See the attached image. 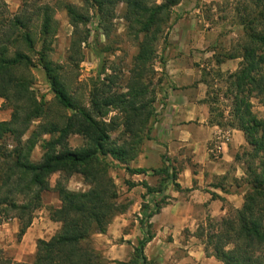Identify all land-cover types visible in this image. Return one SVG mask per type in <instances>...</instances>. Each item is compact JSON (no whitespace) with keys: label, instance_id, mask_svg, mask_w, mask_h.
I'll use <instances>...</instances> for the list:
<instances>
[{"label":"trees","instance_id":"1","mask_svg":"<svg viewBox=\"0 0 264 264\" xmlns=\"http://www.w3.org/2000/svg\"><path fill=\"white\" fill-rule=\"evenodd\" d=\"M181 1L81 0L82 5H78L69 0H22L13 12L6 0H0V110H11L9 119L0 120V225L18 219L20 240L44 207L43 193L54 191L60 200L59 207L49 206L48 210L61 227L49 239L37 241L30 264H108L94 245V235L105 233L114 217L128 206L121 203L110 171L116 162L128 165L151 137L157 119L156 85L161 83L160 78L154 82V61L160 39L168 38L173 7ZM120 3L125 5L126 36L137 47L127 82L121 84L124 69L108 60L91 79L88 102L83 103L70 91L65 66L52 58L60 28L57 11L65 10L73 27L67 60L78 66L84 56L83 44L91 37L87 28L91 10L109 39ZM236 12L244 34L216 61L241 59L238 69L228 74L227 96L232 99L233 119L228 125L240 129L250 146L237 155L244 161L248 188L241 208L209 221L206 252L221 264H264V117L254 112L252 101L255 98L264 105V0H236ZM109 50L106 46L103 52ZM38 66L51 85L55 109L35 92L34 70ZM202 81L209 86L205 73ZM210 93L207 100L213 112ZM72 136H80L82 143L71 146ZM38 145L42 156L35 161L32 154ZM165 161L163 157L164 166L154 170L165 175L163 183L159 187L144 183L148 193L164 191L169 181L181 189L175 182L177 173H170ZM73 175L81 176L87 189H70L68 181ZM164 203L165 198L152 210L143 205L144 237L130 260L119 264L152 263L144 253L152 238L149 221ZM0 260L2 264H26L5 257L1 250Z\"/></svg>","mask_w":264,"mask_h":264},{"label":"crops","instance_id":"2","mask_svg":"<svg viewBox=\"0 0 264 264\" xmlns=\"http://www.w3.org/2000/svg\"><path fill=\"white\" fill-rule=\"evenodd\" d=\"M198 7L196 12L200 11ZM185 25L192 28L188 41L185 34L190 28L186 29ZM198 29L195 19L182 18L173 25V34L169 37L172 51L165 52L167 61L162 68L168 83L158 90L157 119L151 137L144 141L139 155L128 165L119 163L120 166L110 171L120 198L127 199L128 206L114 217L105 233L94 235V245L108 264L130 260L147 229L146 223H141L143 205L152 210L163 198L165 203L149 221L152 238L144 248L147 259L152 262L149 264H221L206 252L207 226L210 220H220L230 210L242 207L248 186L244 182L245 165L237 155L249 144L240 129L222 127L213 118L207 100L209 86L202 81V70L195 62L213 60L216 51L208 48L206 32ZM191 35L195 36L194 40ZM239 60L227 59L220 65L233 72ZM163 157L170 173H177L175 182L181 189L169 181L164 191L148 193L144 183L152 187L163 183L165 175L154 171L164 166ZM127 167L146 172L131 173ZM55 182L51 179L52 186ZM68 187L71 189V185ZM43 201L44 207L37 211L20 240L18 219L0 225V250L5 257L14 262L32 263L37 241L49 239L60 229L61 223L52 220L48 210L49 206H60L57 193L45 191Z\"/></svg>","mask_w":264,"mask_h":264},{"label":"rangeland","instance_id":"3","mask_svg":"<svg viewBox=\"0 0 264 264\" xmlns=\"http://www.w3.org/2000/svg\"><path fill=\"white\" fill-rule=\"evenodd\" d=\"M78 5H82L81 0H69ZM185 1L183 5H176L173 7V14L171 19L170 29L167 30L168 38L166 41L160 39L157 58L154 61V66L157 71L154 82H157L160 78L161 83L156 85L157 90H162L167 85L166 73L162 70L166 65L165 52L172 51V44L169 37L173 34V25L180 19L186 20L195 19L198 22V30L206 32L208 39V48L213 47L216 51L215 57L212 59H200V63L195 62V65L202 70V75L205 73V78L209 83L210 98L214 100L212 107L214 111L215 122H223L222 127H228L232 122L230 115L232 99L227 96L228 86V74L233 73L230 69H222L220 63H217L216 57H224L226 52H230L238 40L243 36L242 25L236 12V0H182ZM22 0H8V5L11 11L16 12ZM197 4H201L198 7ZM196 7L200 11L196 12ZM125 11V5L120 3L116 10V18L114 19V31L111 37L107 39L103 34L99 26L98 15L91 10L90 22L87 24V28L91 31V37L87 45L83 44V60L79 62V65L68 62V55L71 43V37L73 34V27L69 23V19L65 10L58 9L56 17L60 22L59 32L56 36L54 43V50L52 52V58L65 66L66 77L70 86V91L73 96L83 103L88 102L89 90L91 87V79L96 77L100 72L102 64L108 60H114L116 65L124 69L125 77L121 81L122 85H125L128 78V69L133 65L134 56L137 53V47L135 43L126 36L125 21L123 19ZM186 29L190 28L186 32V36L191 31L190 25H185ZM209 32V33H208ZM194 35V34H192ZM191 38L194 40L195 36ZM190 37H186L188 41ZM212 39V40H211ZM213 45V46H211ZM106 46H109L111 50L103 52ZM202 51V48H199ZM197 50V48H195ZM227 60V59H226ZM241 60H239L240 63ZM203 63V66L201 64ZM239 65V64H238ZM205 71V72H204ZM36 75V83L34 85L35 92L38 97L47 103L51 109L56 108L54 101V93L51 85L45 75L43 69L38 66L34 70ZM158 95V92H157ZM253 110L260 116L264 117V105L260 104L257 99H253ZM2 100H0V104ZM64 112V111H63ZM11 110L5 108L0 113V118H10ZM80 136H72L70 138L71 146L75 147L82 143ZM250 150V146L242 149L238 154H243L244 151ZM42 156V149L38 145L33 154V160L37 161ZM244 163V161L242 160ZM245 165V164H244ZM120 166L116 162L114 167ZM58 175H54L52 180H56ZM71 185L72 190H85L87 185L83 182V179L79 175H73L69 181L68 186ZM121 203L125 206L128 205V200L120 198ZM0 264H2L0 260Z\"/></svg>","mask_w":264,"mask_h":264}]
</instances>
